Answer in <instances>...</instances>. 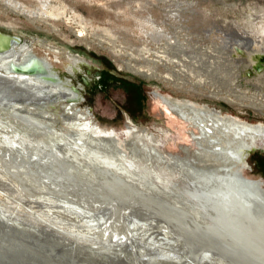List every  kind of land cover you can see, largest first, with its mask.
I'll return each mask as SVG.
<instances>
[{
    "label": "rangeland",
    "instance_id": "374dc122",
    "mask_svg": "<svg viewBox=\"0 0 264 264\" xmlns=\"http://www.w3.org/2000/svg\"><path fill=\"white\" fill-rule=\"evenodd\" d=\"M250 19H255L256 24L258 20L264 21V0H0V32L20 39L17 45L29 44L37 55L50 54L62 59L69 55L79 58L73 65V71L64 67L58 70L61 79L68 80L80 91L76 112L81 118L79 122L74 121L70 125H65L68 120L65 121L63 117L71 116L68 109L71 103L68 99L63 98L57 102L46 99L48 101L43 102L36 100L35 95L17 94L0 77V143H2L0 147L4 148H0V152L8 150L10 146L16 148L20 144L21 148L28 152L31 149L25 147L32 146L34 143L35 147L37 145L39 148L43 146L47 148L56 141L65 143L70 132L81 129L83 123H89L98 135L114 138L120 162L127 165L136 178L140 176L138 178L140 181L144 180V183L155 190V184L161 183V180L158 182L159 179L152 175L153 171L157 169L163 179L167 177L175 179V166L171 164V160L169 162L150 161L145 153L133 155L132 148L129 147L130 141L135 139L138 144L144 142L149 148H156L168 159H170L169 153L185 156V147L189 148L188 155L194 154L195 151L188 134L192 127L168 110L158 98V94L169 95L178 100H190L199 105H208L224 114L237 116L250 123H264V71L256 68L260 65L249 62L251 56L247 53H244L245 56L238 55L241 61H238L237 66L230 60L232 48H229L227 44L231 42V38H234L233 32L238 27L237 24H240L239 30L236 29L238 32L245 28L250 29V25H245ZM241 33L238 34L242 35ZM172 40L178 47L169 46ZM129 61L137 62V65L145 64L149 68L156 66L158 68L152 75H143L146 73L140 70L142 74L127 69L125 64ZM7 70L8 67L0 62V74L8 75ZM97 71L110 73L111 75L107 78L109 82L104 85L101 79L96 77ZM166 76L182 80L187 87L193 86L195 82H201L205 92L199 96L193 91L178 88L166 80ZM83 78L92 82L93 86L87 89ZM211 92H216L217 96L223 97H210ZM10 101L13 103L10 104ZM22 111L33 113L34 117L46 121L49 128L33 130L30 127L33 125L20 117L24 115ZM63 114L65 115L60 119ZM37 150L34 149L35 152ZM13 152L16 151L13 150ZM24 155V159H28L27 154ZM105 156L104 154L103 157H98L96 161L86 158L75 160L79 167L78 176L93 178L94 175L102 174L100 173L102 165H99L98 161ZM24 159L19 158L17 163H14L16 167L24 163ZM211 161L216 163L215 159ZM33 162L34 180H42L43 175L51 177L53 172L49 171V166ZM233 162L232 173H239L250 180L259 182L264 190V147L246 150ZM6 164L0 161V264L13 262L15 264L20 261L23 262L20 264H47L46 259L49 261L48 264L61 262L63 264H170L157 258V254H172V257L180 254L179 264L180 262L187 264L183 260L182 245L178 242L176 245L171 241L168 242L175 234L172 232V235L166 228V223L149 211L138 207L129 208L124 213V217L125 220L128 218L129 222L126 220L128 225L130 222L134 224L138 237L142 238L139 242H129V246H125L124 249L113 246L114 253L110 252L109 242L112 235L109 233L110 230L106 231L107 233L104 232L107 223L101 228H95L97 230L83 231L82 235L89 244H82L74 238L79 235L71 231L70 227L77 221L78 226L84 222L81 217L72 218L76 219L74 222L60 214L57 206L60 197L66 201L73 200L77 205L79 202V206L84 203L80 207L85 211L90 207L91 212L97 210V213H93L96 215H93V218L100 217L99 214L109 216L112 207L105 210L106 206L101 203L92 200L89 202V199L86 201L85 198L65 194L63 187L60 186L57 190L49 185L38 187L29 178H24L23 183L16 168H12L11 170L14 171L11 172L2 167ZM69 172L71 173V170ZM27 188L33 191L34 196L36 195L34 198L25 190ZM42 199H49V203L54 206L51 204L52 207L48 209L44 206ZM37 200L39 201L36 202ZM97 207L103 210L102 214ZM50 209L55 211H48ZM56 210L57 215L53 213ZM44 212L49 214L45 215L46 218ZM149 214L152 217L147 218ZM59 217H64V223L69 224L59 222L61 227L58 226ZM78 226L72 228L78 229ZM80 228L82 229V226ZM147 236L151 239L158 238L163 249L159 245L160 249L159 247L157 249L160 252L156 248L151 250L150 238L147 239ZM32 240L38 247L31 246L34 245ZM17 241L19 244H16ZM115 241L118 243V240ZM99 244L106 245V248L96 246ZM144 246L149 247L148 250ZM173 246L175 249L172 248ZM23 247H26V250ZM28 248L31 250L29 251ZM153 252H156L157 257ZM24 253L26 254L23 255ZM128 256L129 259H127ZM135 258H140L139 262ZM51 259L54 262H50ZM209 264H215V262H209ZM216 264L221 263L216 262Z\"/></svg>",
    "mask_w": 264,
    "mask_h": 264
},
{
    "label": "bare ground",
    "instance_id": "6f19581e",
    "mask_svg": "<svg viewBox=\"0 0 264 264\" xmlns=\"http://www.w3.org/2000/svg\"><path fill=\"white\" fill-rule=\"evenodd\" d=\"M239 25L240 24H237L238 27ZM245 25H250V29H246L244 26L245 29L240 30L243 32L241 33L240 31L238 32L239 28L236 27L238 30L235 29V32H233V34H235L234 38H232L233 41L231 40L230 43H227L229 44V48H232L230 49V60H232L238 66V61H241L238 59V55L247 53L249 56H251V61L249 62L256 63L257 66H262L264 65V21L258 20L256 24L255 19H250ZM238 33H241L242 35H239ZM221 37H223V35ZM18 42L19 41L11 39V43H9V39L0 37V62L2 65H6V67H8L7 71L9 72L8 75L0 74V77H2V79H4L5 82L9 84L11 89H13V91L17 94L23 95L28 93L29 95H35L36 100H42L43 102H47L48 100L46 99H49L50 101L53 100L55 102L63 98L68 99V101L71 103L68 108L70 110L69 114L71 116H64L65 114H63L60 116V119L64 116L63 119L65 121L68 120L66 123L63 122L65 125H70V123L74 121L79 122L81 118L80 114L76 112V107L78 106V97L80 96V91L76 87L72 86V83L70 84L68 80L61 79L59 74L60 71L58 70V68L64 67L73 71V65L78 62L79 58L69 55L65 56L66 58L63 59L58 56L53 57L50 54L37 55L34 53L29 44L24 43L17 45ZM237 49H240L241 51H238ZM12 66L23 68V70L25 69L26 71L15 72L13 71ZM38 66V70L36 69V71H31L32 68H36ZM125 66L127 69L134 70L135 72H140L143 69V65H137V62L131 63L129 61L126 62ZM66 70L65 72H67ZM158 98H160L168 110L175 113L177 116L183 119L186 124L192 127L188 134L191 138L192 147L195 149V151L194 154L188 155L190 153L188 152L189 148L185 147V154L187 156L169 153L170 159H168L166 156L156 150V148H149L144 142L138 144L135 139L130 141L129 147L132 148L131 153L133 155L138 156L140 153H145L150 161L156 162L162 160L164 162H169L171 160V164L175 166V179H170L168 177L167 179H163L161 178L162 176L160 177L158 174L157 169L153 171L152 175H155V178L159 179L158 182L161 180V183L155 184V190L151 189L147 183H144V180L140 181V179H138L140 176H137L138 178H136V175L133 174L128 166L124 165L123 162H120V159L117 157L114 138L110 136L108 137L98 135L90 127L89 123H83L84 125L82 127L84 128L81 127V129L78 128V130L70 132V134H68L66 137L67 141H65V143L61 141L63 144L55 140L56 142L51 146H48L47 148L44 146L39 148L37 145L35 147L34 143L32 146L28 145L29 147H25L27 149H31L28 152L25 151L24 148H21V144L17 145L16 148L12 146L9 148L7 147L8 150H2V152H0V161H2L4 164L7 163L2 167L5 168L6 171L10 170L11 172L14 171L11 170L12 168H16V171L20 174L21 181L23 183L24 178H29L32 179L34 184H36L38 187H46L49 185L57 190L60 186L63 187L65 194H72L79 198H85V200L89 199V202L92 200L101 203L103 206H106L105 208L107 209L104 208L105 210L111 209L112 207L111 214L109 216L97 214L100 217L93 218V213H97V210L91 212L89 210L91 207L89 208L88 206V211L84 206L87 210L85 211L82 209V207H80L82 203L79 206V202L77 205V203L73 202V200L72 202L71 200L66 201V199L62 200L60 197L61 201L59 199V203L57 205L59 207L58 211L60 214L64 217H68V219L81 217L82 221L84 222L83 224L81 223L82 225L80 224L82 229L80 226H78L79 224H76L78 221L72 225V227L78 226V229H75L76 227H70L72 229L71 231H75L76 235H79L78 237L74 236V238H76L79 242H82V244H89V242H86L85 236L82 235L83 231H92L97 227H103L104 224L107 223L108 225L105 227L104 232L107 233L106 231L110 230L109 233L112 235V238L110 239L111 242L108 241L110 252L114 253V251H112L113 246L120 247H116L118 249H122L121 247H123L124 249L125 246H129V242H139L140 239L142 240V238L138 237V233L134 228V224L130 222L128 225L126 223L128 218L125 220L124 217V213L129 208L138 207L149 211L151 214L161 218L164 223H166V228H168L171 233L173 232L175 234L172 240H169L168 242L171 241V243L175 245L178 242L180 245H182L183 248L181 251L183 252L182 254L184 256L183 260H185L187 264H209V262H215V264L216 262L221 264L224 262L226 264H264V190L262 189L259 182L250 180L239 173L235 174L231 172L234 159H239V157H241L246 150L248 151L253 147H264V123H250L237 116L224 114L223 112L211 108L208 105H199L196 102H192L190 100L174 99L169 95L158 94ZM11 103L13 102L10 101V104ZM255 105L257 106V104ZM22 112L24 115H21L20 117L23 118V120L25 119V122L27 120V122L31 123L33 127H30L33 130L34 128H49V124L47 125L46 121L44 122L42 119L40 120L34 117L33 113H27L26 111ZM87 121L89 122L90 120ZM27 141L29 142V140ZM24 145L25 144H23V146ZM34 149L38 150L35 152ZM13 150L16 152L12 153ZM24 154H27L28 159H24ZM104 154L106 156L102 158L101 161H98L99 165H102L100 166L102 167L100 172L102 174L99 176L94 175L93 178H80L78 176V174H80L78 169L79 167L77 166L76 162L78 159L86 158L90 159L91 161H96L98 157L101 158ZM19 158H23L25 162L16 167V164L14 163H17ZM212 158L215 159L216 163L211 161L213 160ZM33 161L36 163L40 162L45 166H49V171L53 172L51 177L48 175H43L42 180H34L32 175L34 174L32 168V166H34ZM74 165L76 166L75 168ZM158 168L160 167L158 166ZM69 170H71V173ZM25 190L28 191L33 198L36 196H34V193L31 189L27 188ZM71 199H73V197ZM38 201L39 200L36 202ZM42 201L44 206L47 208L52 207L53 205L52 203H49V199H42ZM56 204L57 203H55V206ZM53 209L48 211H55ZM102 212L103 210L101 211V214ZM44 213V217L45 215H49L46 212ZM53 213L55 214L58 212L56 210V212ZM105 213L107 212L105 211ZM58 216L60 215L58 214ZM64 217H59L60 220H58V223L60 222L61 224H65L64 220L66 217ZM148 217L152 216L150 215L147 216V218ZM55 218L58 217L56 216ZM73 219L72 221L75 222L76 219ZM96 220L97 222H95ZM60 223L57 225L60 226ZM162 226L163 225H161V228ZM11 232L12 231H10V233ZM9 236L11 237V235H8V237ZM67 236L69 237V235ZM104 236H106V234H104ZM148 238L150 237L147 236V239ZM115 240H118V243ZM7 242L9 243V241ZM17 243L18 241L16 244ZM149 243V245H151V250L152 248L157 249V247L160 249V246L163 249V246L160 245L161 243L158 238H150ZM33 244L35 246H31L38 247V245L36 246L35 242ZM78 244L80 245V243ZM95 244L96 243H94V245ZM100 245L101 244L96 246ZM106 245H102L100 247L106 248ZM84 246L86 245L84 244ZM144 247L146 249L149 248L147 246ZM172 248H174V246ZM29 249L30 248H28V250ZM118 249L116 250L118 251ZM162 249L161 252L163 251ZM135 251L136 249L134 252ZM153 253L156 256V252ZM169 253H171V250ZM25 254L26 253L23 255ZM40 254L41 253L39 252V255ZM129 256L127 259H129ZM157 256L156 257L160 260L163 259L165 260L164 262L170 264H179L180 261V254L177 256L175 255L174 257H172V254H157ZM149 258L151 259V257H148V259ZM139 259L137 258L136 261L138 260L137 262H139ZM46 261L48 264L49 261L47 259ZM21 262L22 261H20V263ZM50 262L54 261L51 259ZM12 264H14V262Z\"/></svg>",
    "mask_w": 264,
    "mask_h": 264
},
{
    "label": "built area",
    "instance_id": "2783aa9c",
    "mask_svg": "<svg viewBox=\"0 0 264 264\" xmlns=\"http://www.w3.org/2000/svg\"><path fill=\"white\" fill-rule=\"evenodd\" d=\"M231 40L233 41V39L231 38ZM169 46H171V47H178V45L177 44H175V41H171L170 43H169ZM141 65H143V67H146V68H143L142 70H141V72L143 73V72H145L147 75H152V73L154 72V73H156V68H158V66H156V67H154V68H149V67H147L145 64H141ZM149 68V69H148ZM141 73V74H142ZM166 78V80H168L171 84H173L174 86H176V87H178V88H184V89H186V90H188V91H193L195 94H197V95H199V96H201V95H203L204 94V89H202V83L201 82H195L194 84H193V86H191V87H187L186 86V83L185 82H183L182 80H176L175 78H173L172 76H170V77H168V76H166L165 77ZM210 97H223V96H217L216 95V92H211V94L209 95ZM252 96H254V93H252ZM255 97V96H254Z\"/></svg>",
    "mask_w": 264,
    "mask_h": 264
},
{
    "label": "water",
    "instance_id": "95a60500",
    "mask_svg": "<svg viewBox=\"0 0 264 264\" xmlns=\"http://www.w3.org/2000/svg\"><path fill=\"white\" fill-rule=\"evenodd\" d=\"M0 37L1 38H5V39H9V43H11V39L12 40H16V41H19L20 42V39H18L17 37H15L14 35H11V34H6V33H3L1 32L0 33ZM238 51H241L240 49H237ZM256 67V66H255ZM13 68V71L15 72H23V71H26L25 69L23 70V68H20V67H17V66H12ZM39 66L36 67V68H32L31 71H36V69L38 70ZM259 71H264V65L260 66V67H256ZM30 71V70H28ZM43 72V71H41ZM252 149V148H251Z\"/></svg>",
    "mask_w": 264,
    "mask_h": 264
},
{
    "label": "flooded vegetation",
    "instance_id": "af4514ba",
    "mask_svg": "<svg viewBox=\"0 0 264 264\" xmlns=\"http://www.w3.org/2000/svg\"><path fill=\"white\" fill-rule=\"evenodd\" d=\"M95 75H96V77L100 78L101 72H100V71H97ZM96 77H95V78H96ZM83 82H84L85 87H86L87 89H88V88H91V87L93 86V83L90 82V81H88V80H86L85 78H83Z\"/></svg>",
    "mask_w": 264,
    "mask_h": 264
},
{
    "label": "trees",
    "instance_id": "16d2710c",
    "mask_svg": "<svg viewBox=\"0 0 264 264\" xmlns=\"http://www.w3.org/2000/svg\"><path fill=\"white\" fill-rule=\"evenodd\" d=\"M111 74L110 73H103L101 72V75H100V78L102 83L105 85L106 83H108L109 81L107 80L108 76H110Z\"/></svg>",
    "mask_w": 264,
    "mask_h": 264
}]
</instances>
